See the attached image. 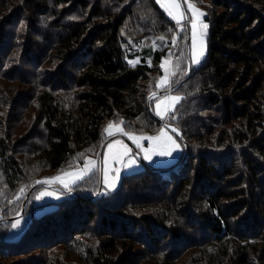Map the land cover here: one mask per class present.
Here are the masks:
<instances>
[{
    "label": "trees",
    "instance_id": "16d2710c",
    "mask_svg": "<svg viewBox=\"0 0 264 264\" xmlns=\"http://www.w3.org/2000/svg\"><path fill=\"white\" fill-rule=\"evenodd\" d=\"M210 1L203 63L189 68L187 37L176 56L174 91L182 100L176 120L166 123L182 133V156L168 167L125 174L109 192L97 170L56 208L33 217L17 241L6 239V220L21 203L9 216L0 210V264H174L190 252L183 264H264V0ZM22 17L46 33L29 62H62L26 104L21 124L0 120V173L11 193L30 190L25 215L43 172L102 155L110 122L124 120L134 132L164 126L147 104L169 52L131 64L124 29L138 44L173 36L176 23L157 0H0V57L18 47L1 40L17 38ZM31 123L35 130L17 142ZM38 135L43 145L33 142Z\"/></svg>",
    "mask_w": 264,
    "mask_h": 264
},
{
    "label": "rangeland",
    "instance_id": "374dc122",
    "mask_svg": "<svg viewBox=\"0 0 264 264\" xmlns=\"http://www.w3.org/2000/svg\"><path fill=\"white\" fill-rule=\"evenodd\" d=\"M191 3L195 8L199 9V11L205 13L204 16L200 17L199 20L197 21V42H199V31L201 30V24H207L208 27L206 30V36L204 37L205 41V53L200 60L199 64H196L192 61V57L190 55L192 51V40H191V25L188 23L189 20L193 19L192 12L188 10V4ZM19 7L20 5H16L14 7ZM182 8L184 10V15L185 19L181 21V25L183 27V31L180 30V27L176 25V32L173 34V36H154L151 38H146L142 41H140L138 44H135L133 40L129 38L130 35V30L129 28L124 29V35L128 39L129 43L131 42V45L127 46L128 49V56L132 55V57L129 56L128 61H137L138 64L140 63L141 59L143 57H147L148 53L156 51V50H168L169 53H171V58L168 64L165 66L169 69V71H172L173 67L176 68V56L177 55H183L184 54V47L186 44V37L188 38V44H189V60L191 62L192 67H198L200 66L205 57L207 56V46H208V41H207V36H208V31H209V23L206 22L205 18L207 17L208 12L211 9H214V6L212 5L210 0H188L187 3H184L182 0ZM208 10V12H207ZM218 13H222V8L217 10ZM10 14L12 13L11 11L9 12ZM8 13V14H9ZM9 14V15H10ZM40 19V16H39ZM176 23V22H175ZM44 27L39 25L38 23L32 24L29 22V20L26 19V17H22L19 21V23L15 26L14 28V34L17 35V38L7 36L2 38L1 43L4 45L5 43L7 44L9 41L15 42L18 47H15V44L13 46H7V48L3 49L4 52L2 54L1 58V64H0V120L7 125L9 123V120L13 118H17L16 120H12V123H17L21 124L22 119L27 118L26 115V104H33L35 101V96L39 91L43 89L44 85V79L46 77V74L53 72V70H57L58 66L62 65V62L59 60H54L56 62V66L52 67L49 64H46L45 66H39L36 63H33L32 61L29 62L28 55L33 54L35 52V42L39 43H44L45 31H43ZM41 31V32H40ZM39 32L41 34H39ZM160 37H164L163 40L160 39ZM175 37L176 39V44L173 46V38ZM26 50L28 52H26ZM37 53V52H36ZM46 53V52H45ZM51 52H48L47 55H50ZM136 55V56H134ZM169 57L166 56L164 57L163 61ZM55 58V57H54ZM53 60V59H51ZM148 62H151V59H147ZM177 68H176V75L170 77V85L169 87L171 88V95L174 96H179L182 98V94L178 91H174L175 88L180 84L175 82V78L177 77ZM164 70H163V75L164 76ZM189 74L188 71L182 72L179 74L178 80H183L186 78V76ZM160 77V78H161ZM159 90L156 92L160 93L158 96L162 95L163 97L166 94L167 89L165 88H160L158 87ZM155 93V92H154ZM152 95V94H151ZM149 95V98L151 97ZM153 100V105H151V102ZM182 100V99H181ZM181 100L175 104L174 111H170L164 119H161L160 116L156 114V100L155 99H148V104L147 106L152 108L154 115L160 119L161 121L164 122V126L158 131V132H134L129 130L126 125L124 120H118V121H112L110 122L114 126H119L122 127L125 132L132 133L136 136H152L155 137L157 136L161 130H163L165 133H167L168 136L172 138V140L175 141L176 145L178 146L175 151H173L171 157H159V156H153L151 162L148 160L143 159L144 152L140 149L137 148L136 144L133 143L132 140L128 138V136L122 135L121 133H116L113 136H108L104 130V134L107 137V144L104 147L103 154L100 156V152L98 153V157H91L86 159L87 160H92L95 162V168L82 176V178H74L71 175V173H80L86 164V161L84 164H81L78 166L77 163L72 165L74 168H69L70 170L68 171H62V172H52V171H45L42 174L44 175L41 177L39 181L43 180H54L56 177H62V179L68 183V187H64V184L56 181L54 183H48V184H41V183H33L32 184V191L35 189V195H32V199L29 201L30 205H32V208L29 209V211L25 215H20L22 212V206L24 207L25 205V199L30 196L29 191L27 189H23V192H21V189L15 191V192H10L7 188V186L4 183L2 174L0 173V210L4 209L5 212V217L9 216L11 213V207L15 202H20V207L21 210L20 212L16 215L19 216L17 217L14 221L11 222V226L9 228V231L7 233L6 239L8 241H17L20 239L21 235L24 233V231L27 229L29 226L31 220L33 217H38L45 212L52 210L56 208V202L59 200H63L67 193L72 190V188H75L77 185H79L81 182L84 181V179L97 170L100 171L101 173V178H102V184L104 187L105 192L109 191H114L116 190L121 182L122 175L125 174H130L133 172L141 171L142 169H145L146 166L148 167H153L155 169H159L160 167H168L170 166L174 160H177V158L181 157L183 152H184V143L179 135L181 134V131L178 127L171 125V127L167 126L165 127V123H171L176 120V115L175 111L177 106L180 104ZM150 109V111H152ZM174 117V118H173ZM19 118L21 120H19ZM17 120H19L17 122ZM120 121H123V124H120ZM109 122V121H108ZM109 123V124H110ZM16 124V125H17ZM106 125L105 129L109 126ZM26 133L24 134L23 132L20 133L19 135V140L17 142L23 143L26 141V135L28 136L31 134L34 130L36 125L31 123L30 126H27ZM175 128V131L173 129ZM43 128H38V132L42 133ZM35 133V132H34ZM48 133V132H47ZM47 133L45 135H47ZM15 139L18 138V133L15 134ZM42 135V134H41ZM38 135L35 138H33V142L37 144H44L43 141V136ZM25 137V138H24ZM120 140L123 142V145H126L127 148L130 150L128 156L124 157V160L127 161L129 158H133L135 160V165L132 168H127L121 163H114L112 158L114 155L118 154L119 152L123 151V149L120 146H116L112 149V151H109V145L110 144H115V141ZM16 142V143H17ZM15 143V141L13 142ZM15 143V144H16ZM18 144V143H17ZM141 144L143 145V148L145 149H151L153 147L152 143L148 140H142ZM23 145H21L20 148H22ZM107 161V163H106ZM77 164V165H76ZM76 166V167H75ZM118 169L119 170V179L116 182L114 187H110L108 183L105 182V171L108 169ZM115 171H108L107 172V179L111 180L115 176ZM70 189V190H69ZM29 193V194H28ZM19 197V199H17ZM39 197V198H37ZM96 198V197H95ZM24 202V203H23ZM18 204V203H16ZM24 204V205H23ZM29 205L26 203L25 210L28 209ZM1 216V213H0ZM14 216V217H16ZM16 220H20L21 224L13 228L12 225L16 222ZM2 222V221H0ZM5 222V221H3ZM95 227V225H94ZM191 253V252H190ZM188 253L187 255L183 257H188L190 254ZM183 257L178 258L174 261V264H183ZM148 262V261H147ZM145 262V263H147Z\"/></svg>",
    "mask_w": 264,
    "mask_h": 264
},
{
    "label": "snow or ice",
    "instance_id": "6c2138e0",
    "mask_svg": "<svg viewBox=\"0 0 264 264\" xmlns=\"http://www.w3.org/2000/svg\"><path fill=\"white\" fill-rule=\"evenodd\" d=\"M184 3H187L188 0H183ZM157 3L160 4V6L165 10L167 15L171 17L178 27H180V30L183 31V27L181 25V21L185 19L184 10L182 8V0H157ZM188 10L192 12L193 19L189 20L188 23L191 25V40H192V51L190 53L192 57V61L196 64L200 63V60L202 59L204 53H205V41L204 37L206 36V32L204 30L207 29V24H201V30L199 31V42H197V21L200 17L204 16L205 13L199 11V9L195 8L191 3L188 4ZM161 40L164 39V37H160ZM173 46L176 44L175 37L173 38ZM171 53H169V57L165 59L164 62L160 64V68L164 70V76L161 77L157 81V87L165 88L167 89L166 94L163 97H157L156 93H152L151 99H155L156 102V114L161 117V119H164L165 116L170 112L174 111L175 104L178 103L182 98L179 96L171 95V88L170 85V77L176 75V68L173 67L172 71H169V69L165 66L169 63L171 58ZM131 64L135 65L137 61H130ZM151 62L149 61V64ZM174 118V117H173ZM120 124H123V121H120ZM167 127V125H165ZM175 131V129H173ZM105 132L108 136H113L116 133H121L122 135L128 136L130 140L133 141V143L136 144L137 148H140L144 152L143 159L148 160L151 162L153 156H159V157H171L173 151L176 150L178 147L174 140L170 136L167 135L163 130L155 136H136L132 133L125 132L122 127L114 126L113 124H109V126L105 129ZM142 140H148L152 143L153 147L151 149H145L143 148V145L141 144ZM120 146L123 151L119 152L118 154L114 155L112 160L114 163H121L127 168H132L135 165V160L133 158H129L127 161L124 160L125 156H128L130 150L127 148L126 145H123V142L120 140L115 141V144H110L109 151L111 152L112 149L116 146ZM107 163V161H106ZM95 168V162L92 160H87L84 169L80 173H71L67 175H71L74 178H82L84 174H87L91 172ZM108 171H115V176L111 179H107V172ZM119 179V170L108 168L105 171V182L109 184L110 187H114L116 182ZM56 181H59L64 184V187H68V183L65 182L62 177H56L54 180H43V181H37V183L41 184H48V183H54ZM70 190V189H69ZM21 192H23V189H21ZM39 198V197H37ZM19 199V197H17ZM21 224L20 220H16V222L12 225L13 228L18 227Z\"/></svg>",
    "mask_w": 264,
    "mask_h": 264
},
{
    "label": "water",
    "instance_id": "95a60500",
    "mask_svg": "<svg viewBox=\"0 0 264 264\" xmlns=\"http://www.w3.org/2000/svg\"><path fill=\"white\" fill-rule=\"evenodd\" d=\"M190 64H191V62H190V60H189V68L191 67ZM155 93H156L157 96L160 94V93H158V92H155ZM150 109H151V108H150ZM165 124H166V123H165ZM166 125L169 126L168 124H166ZM169 127H170V126H169ZM179 137L181 138V140L183 141V143L186 144L185 141H184V139H183L182 133L179 135ZM103 150H104V149H103ZM102 154H103V151H102ZM101 156H102V155H101ZM187 156H188V152L186 151V153H185V155H184L182 161L180 162L179 167L182 166V165L184 164L185 160L187 159ZM28 198H29V196L26 198L25 205H24V207H23L22 212H21L20 215H23L24 212H25V206H26V203H27ZM17 217H19V216L12 217V218H10V219H8V220H6V221L12 222V221H14Z\"/></svg>",
    "mask_w": 264,
    "mask_h": 264
},
{
    "label": "crops",
    "instance_id": "0c3cea01",
    "mask_svg": "<svg viewBox=\"0 0 264 264\" xmlns=\"http://www.w3.org/2000/svg\"><path fill=\"white\" fill-rule=\"evenodd\" d=\"M170 127H171V126H170ZM174 129H175V128H174ZM179 158H180V157H179ZM179 158H177V160H178ZM177 160H174L172 164L176 163ZM172 164H171V165H172ZM122 176H123V175H122Z\"/></svg>",
    "mask_w": 264,
    "mask_h": 264
}]
</instances>
